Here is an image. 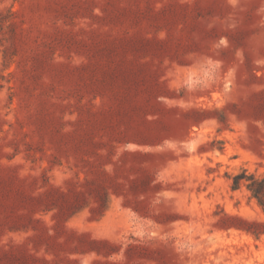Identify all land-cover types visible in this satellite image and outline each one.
Here are the masks:
<instances>
[{
  "label": "rangeland",
  "instance_id": "obj_1",
  "mask_svg": "<svg viewBox=\"0 0 264 264\" xmlns=\"http://www.w3.org/2000/svg\"><path fill=\"white\" fill-rule=\"evenodd\" d=\"M264 0H0V264H264Z\"/></svg>",
  "mask_w": 264,
  "mask_h": 264
},
{
  "label": "trees",
  "instance_id": "obj_2",
  "mask_svg": "<svg viewBox=\"0 0 264 264\" xmlns=\"http://www.w3.org/2000/svg\"><path fill=\"white\" fill-rule=\"evenodd\" d=\"M234 190L240 189L241 187H245L251 199H255L260 207L264 210V175L257 176L256 174H249L247 170H243L242 173L233 177V185ZM260 226H264V224H259ZM264 231H259L257 235Z\"/></svg>",
  "mask_w": 264,
  "mask_h": 264
}]
</instances>
